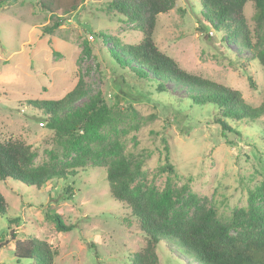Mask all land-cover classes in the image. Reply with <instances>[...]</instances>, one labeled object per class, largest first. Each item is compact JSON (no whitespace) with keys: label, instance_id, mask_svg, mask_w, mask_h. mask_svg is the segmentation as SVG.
Returning a JSON list of instances; mask_svg holds the SVG:
<instances>
[{"label":"rangeland","instance_id":"rangeland-1","mask_svg":"<svg viewBox=\"0 0 264 264\" xmlns=\"http://www.w3.org/2000/svg\"><path fill=\"white\" fill-rule=\"evenodd\" d=\"M55 1L58 13L38 0L0 1V140L31 145L37 152L34 166L72 172L42 185L0 179L8 203L7 214L0 215V264H34L14 256L16 240L25 239L46 242L54 251L53 264H138L147 239L131 207L111 194L106 162L116 153V158L140 161L135 189L149 197L171 189L174 222L211 212L231 224L234 236L248 238L259 231L264 115L231 122L237 131L223 133L214 106L194 105L185 88L173 83L160 92L152 75L140 77L111 57L113 42L103 43L97 32L124 44L142 38L139 28L111 8L112 0H85L68 13L71 0ZM202 10L200 0H177L173 9L159 14L158 48L186 71L240 90L246 102L258 106L264 98V68L255 50L211 27ZM244 11L255 29L254 4L247 2ZM80 82L84 95L76 105L101 91L115 106L117 120L102 131L109 139L86 142L81 155L69 154L53 138L42 111L27 101L59 99ZM166 146L175 173L160 171ZM47 213L61 214L71 229L58 230ZM155 254V264H200L165 240Z\"/></svg>","mask_w":264,"mask_h":264},{"label":"trees","instance_id":"trees-1","mask_svg":"<svg viewBox=\"0 0 264 264\" xmlns=\"http://www.w3.org/2000/svg\"><path fill=\"white\" fill-rule=\"evenodd\" d=\"M38 1L42 8L52 13L60 10L55 0ZM84 1L71 0L69 8L64 12L76 10ZM176 2L177 0H112L111 8L139 28L142 38L138 43L124 44L102 32H97L96 35L103 43L108 40L113 42L110 55L123 68H129L140 77L152 75L160 92L167 90V83H173L185 88L186 97L194 105L214 106L217 109L215 121L221 125L223 133L237 131L231 122L259 119L264 115V98L258 106H253L246 102L240 90L186 71L174 58L158 48L155 42L157 18L159 14L173 9ZM247 2H252L255 6V29L249 25L244 11ZM200 3L205 21L211 27L224 30L227 35L240 37V44L254 49L264 68V37L261 34L264 28V0H200ZM59 25V22L55 23L54 26L45 28V31L51 32ZM82 89L80 82L59 99L27 100L33 108L42 111L53 138L69 154L84 153L88 148L85 144L88 141L105 142L110 135L102 134L103 129H110L117 124L115 106L104 98L101 91L90 96L83 104L76 105L84 95ZM262 134L264 135V124ZM113 141L110 144L115 147L118 142ZM113 152L115 150L111 151ZM166 152V162L160 167V171L175 173L167 146ZM36 154V150L25 141L0 140V179L12 178L27 185H42L55 177L67 178L72 173L66 168L34 166ZM116 157L117 153L115 158L106 162L111 194L131 207L147 239L144 253L137 258L138 264H155V248L161 240L175 245L179 252L194 258L200 264H264V215L260 218V230L248 238L234 236L231 224L222 223L211 212H199L196 217L179 224L174 222L178 217L169 192L171 189H166L160 197L146 196L132 185L141 173L140 161ZM7 212L8 203L0 191V215ZM47 216L54 220L58 230L71 229V226L63 222L61 214L47 213ZM11 233L16 237L15 232ZM14 256L18 261L27 259L34 260V264H53L54 251L46 242L38 239L16 240Z\"/></svg>","mask_w":264,"mask_h":264}]
</instances>
